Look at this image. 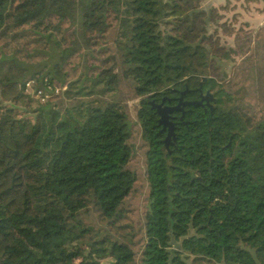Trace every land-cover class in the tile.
I'll return each instance as SVG.
<instances>
[{
  "label": "trees",
  "instance_id": "1",
  "mask_svg": "<svg viewBox=\"0 0 264 264\" xmlns=\"http://www.w3.org/2000/svg\"><path fill=\"white\" fill-rule=\"evenodd\" d=\"M222 18L205 0H0V264H264V32L221 44ZM201 83L212 110L174 112L167 147L151 102Z\"/></svg>",
  "mask_w": 264,
  "mask_h": 264
},
{
  "label": "rangeland",
  "instance_id": "2",
  "mask_svg": "<svg viewBox=\"0 0 264 264\" xmlns=\"http://www.w3.org/2000/svg\"><path fill=\"white\" fill-rule=\"evenodd\" d=\"M206 1V0H205ZM209 7H211V3L209 4ZM219 10V9H218ZM222 10V9H221ZM221 10H219L220 15L223 16V18L220 21V24H224V27H221L218 31L219 35V41L221 44H226L227 46H232L236 42V36H240L241 41L244 39V29L242 27H232L233 20L231 19V12L230 11H224L227 13H222ZM254 35L253 37H256ZM235 38V39H234ZM255 40V38H253ZM4 41H0V44H4ZM238 45H241V43H237ZM235 44V46L237 45ZM235 60L237 62L240 61L239 56L235 57ZM39 70L35 68L33 71ZM230 71V68L228 69V72ZM240 78L239 76L236 77L234 82L238 84L240 83ZM241 84V83H240ZM238 86H234V89H237ZM29 92H31V89H29ZM135 101H130L129 107L132 109V115L134 117V111H133V106H134ZM258 113V110H256ZM259 115V113H258ZM131 143H134L136 146V151L134 154V157L131 161L130 168L137 174V182L135 184L134 190L130 196V198L127 201V206L131 210V219L135 225L138 227L139 221H141L142 216L144 215L145 212V206H146V197L148 196L149 190H148V182L146 179V147L144 146V141L142 140L141 136V128L136 125L134 127V136L131 140ZM139 238V237H138ZM191 264V262H188Z\"/></svg>",
  "mask_w": 264,
  "mask_h": 264
},
{
  "label": "crops",
  "instance_id": "3",
  "mask_svg": "<svg viewBox=\"0 0 264 264\" xmlns=\"http://www.w3.org/2000/svg\"><path fill=\"white\" fill-rule=\"evenodd\" d=\"M216 9L231 12L232 27H242L254 36L264 32V0H206ZM227 15V13H226Z\"/></svg>",
  "mask_w": 264,
  "mask_h": 264
},
{
  "label": "water",
  "instance_id": "4",
  "mask_svg": "<svg viewBox=\"0 0 264 264\" xmlns=\"http://www.w3.org/2000/svg\"><path fill=\"white\" fill-rule=\"evenodd\" d=\"M203 81H206L204 78ZM203 84L201 83V86ZM183 95L180 98V102L177 106L175 107H168L164 105V101L161 104H156L154 102H151L152 107L156 109L158 115L160 116L159 118V125L163 127L162 131H167V137L165 140L166 146L168 147L170 144H172V140L175 141V129H176V124L171 120L170 114L175 112V111H182L184 106H203L204 104L207 105L208 107H211L210 101L213 99V96L211 93L208 91L205 96H202L201 100L199 101H191V102H184L183 101ZM212 108V107H211Z\"/></svg>",
  "mask_w": 264,
  "mask_h": 264
},
{
  "label": "flooded vegetation",
  "instance_id": "5",
  "mask_svg": "<svg viewBox=\"0 0 264 264\" xmlns=\"http://www.w3.org/2000/svg\"><path fill=\"white\" fill-rule=\"evenodd\" d=\"M199 92H200V98H199V100H201L202 96H205L206 93H207V92H206V93L203 92V85L200 86V88H199ZM199 100H196V101H199ZM211 101H212V100H211ZM211 101H210V102H211ZM167 106H168V105H167ZM168 107H171V106H168ZM184 107H185V106H184ZM184 107H182V108H183L182 111H175V112H179V113L183 112V111H184ZM204 108H207V107L204 106ZM211 110H212V108H211ZM173 113H174V112H173ZM173 113H171L170 116H171V120H172L173 122H175V120H173L174 117L172 116Z\"/></svg>",
  "mask_w": 264,
  "mask_h": 264
},
{
  "label": "built area",
  "instance_id": "6",
  "mask_svg": "<svg viewBox=\"0 0 264 264\" xmlns=\"http://www.w3.org/2000/svg\"><path fill=\"white\" fill-rule=\"evenodd\" d=\"M32 82H29V83H27V85H26V87H27V89L29 90L31 87H32ZM57 92V91H56ZM42 92L41 91H38L37 92V94H36V97L37 98H40L41 96H42ZM49 97V95H46V96H44L43 98H41L42 99V101L43 102H45L46 100H47V98Z\"/></svg>",
  "mask_w": 264,
  "mask_h": 264
}]
</instances>
